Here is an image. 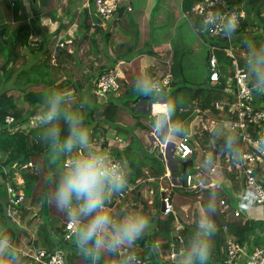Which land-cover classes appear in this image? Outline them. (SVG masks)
<instances>
[{
	"label": "crops",
	"instance_id": "0c3cea01",
	"mask_svg": "<svg viewBox=\"0 0 264 264\" xmlns=\"http://www.w3.org/2000/svg\"><path fill=\"white\" fill-rule=\"evenodd\" d=\"M159 1L160 0H123V7L118 9V17H112L108 19V23L102 24L106 33L104 36L106 40L104 43L105 49L104 52H102L104 55L101 57L99 52L97 54L92 53L90 54V58L93 59L94 65H88L91 67L89 69L88 67H86L87 69L83 68L82 65L78 68L86 74V83L84 87L88 88L89 74L91 72L90 69L94 70L102 66L98 63V61L100 58H105V64L107 66L104 65L103 69H98V71L113 70L117 75V81L119 84L118 89L113 92L114 97L117 98L112 97V99L120 101L123 100L124 96L132 95V98H127L129 100H136L134 104H130V115H133L134 117V113L140 112L136 107L142 105L146 108V111L141 112H148L151 115V119L155 120V122L151 124L150 118L148 116L145 117L144 114H139L138 118H135V120L132 117V120L135 121L134 125L140 130L141 128L136 124L138 119V121L150 126V131L153 129L152 134H150L151 137H154V141L151 146L157 151L156 153H154L153 150L149 151H152L156 157L161 159L160 161L162 163V167L164 168L163 172L158 178H155L149 174V167L145 166L143 168V177L139 178L136 183L128 181L133 185V189L129 195L130 197L122 202L119 201L120 203L110 205V211L115 215L117 210L116 205L119 204L121 209L129 207L141 208L150 217L151 226L146 231V234L150 237L152 235V220H155L158 216L161 217L164 215L161 213L162 188L164 186L170 187L173 192V214L178 215L174 222V230L171 232V234L176 237L179 234L178 231L184 224H194V228H196L195 221L201 214H203L206 203L209 200H215L217 201L218 210L216 214L211 216V219L216 228L221 227L219 232L221 236L223 234V240L222 242H219V240L216 242L214 236L212 256L219 260L224 259L228 242L236 241V236L227 230L228 226L226 222L228 220L243 217L244 219L263 221V223L257 225L256 228L247 235V240L242 244V252L237 261L235 263L226 262L227 264H243L246 257L254 247L264 244V205L251 203L243 188V165L240 163L239 155L241 151L244 150L245 143L242 140V136L237 135L238 132L236 133V131L230 130L228 127L230 117L229 113L233 96L231 99H217L213 102V107L211 106V102L209 106L205 108H201L199 106L200 102L198 103V101L193 100L190 102L189 106L179 108V113L189 111V116L184 122L174 124V122H171V120L168 119V123L163 125L162 118L157 117V113L163 112L159 108L160 103H168L164 98H161V95L165 93L154 92L155 94L153 96H149L141 95L134 91L135 81L149 83L151 76L163 74L169 69L172 74L171 83L176 85H187L184 83V78L187 77L196 83H200L198 85H191L196 87L200 86L206 80H208L211 85L218 83V81H212L208 78V61L206 56L210 55V41L205 39L204 35H202L203 29L201 30L199 28L194 17L197 14L190 11L189 13L187 11H183L181 2L177 6H168L169 0H166L167 8L165 13H160L161 5L159 4ZM243 3L247 10L246 17L243 21H246L248 25L247 28H242L243 30L240 29L239 31L237 30L230 38L228 37V41L230 42L228 50L236 55L238 61L240 59L242 63L246 64L248 53L245 51V48L241 46L246 42L241 37L244 33L248 32V30H253L251 33L262 35L264 38V19L259 21L255 15L253 6L249 3V0H243ZM126 6H129V9L126 8ZM164 14H166L165 19H163ZM155 16L158 18L159 23L154 26L152 22L155 20ZM159 17H161L162 21L159 20ZM163 23H168L171 26L172 31L170 36L162 38L161 34L163 30L159 25ZM174 26L177 28H181L182 26L185 31V35L180 37ZM158 28H160V30ZM63 35L67 36L66 34ZM188 35L191 37H188ZM72 36H74V34H72ZM186 43L190 44L188 51L184 49L183 44ZM245 46L247 47V44ZM80 50L81 49L78 50V54H80ZM198 55L206 62L207 74L204 79L198 77V80H196L193 74H185V70L183 66H181V61L188 60L187 63L189 60L190 62L200 61L198 60ZM39 56L40 55L33 54L32 58L38 59ZM98 58L99 60H97ZM176 59H178V62ZM73 62H71L72 65H74ZM62 76L64 77V75ZM0 86H3L2 82L0 83ZM16 91L17 90H13V94H15ZM224 91L226 94H233L228 87V79L226 86L224 87ZM109 96H111V94ZM152 104L155 105V108L151 107ZM259 104L263 105L262 103ZM121 105L122 107H127V104ZM23 106H25V104ZM126 109L129 108L127 107ZM30 116L39 117L36 114H32ZM6 118L5 123H7ZM116 118H118V114L116 115ZM116 118L114 120H116ZM39 119L41 118L39 117ZM100 122L102 123L104 129L94 133L95 137L101 135V132H103L109 138L112 136V133H118L128 138L123 133H125V131H129V128L132 129L131 126H129V128L126 127L128 124L120 123L118 121L122 126V131L120 130V132H118L116 130L118 127L114 121ZM136 127L134 129H136ZM88 128L90 132L91 127ZM177 128H179L180 131L175 133V129ZM183 135H189L194 140L195 149L191 158L193 160L195 158L199 160L198 163H194L193 161L191 166L185 169L187 175L189 174L191 177L190 183H187L185 177H180L177 166L173 163L175 160L173 154L175 156V143L177 140L173 141L171 138L174 137L175 139H179ZM232 139H240V141L238 140L239 146L237 145V147L240 148V152L238 154L236 153L234 157L230 153V148L225 149L226 142H229ZM168 143H173V150L169 151ZM126 146L119 149L120 159H126L123 152V150L126 149ZM47 156L56 167L60 166L57 162H54L52 157H49V154H47ZM16 163L17 161H13L0 167L7 178L4 182L5 190L6 184L9 182L8 177H12L15 172L13 166ZM176 163L179 165L178 162ZM179 163L181 164L180 161ZM192 167L195 169L194 174L190 172ZM211 167H214L213 171L211 170ZM6 169L9 170V172H7ZM256 173L264 184V163L258 162ZM18 176L21 178L20 174H18ZM161 178L164 182H161ZM158 179L160 180L158 181ZM166 181H169V183H166ZM157 184L159 186L160 195L154 194ZM25 197L26 199L23 201V205L26 204L28 198L30 200V196L25 195ZM221 199L226 200L228 205L227 209H224V207L220 204ZM158 205L160 206L159 214H157ZM13 207L14 206L9 204L6 205L5 213L8 216V214L12 212V217H10V219L13 220L15 218V221H18L19 224L20 210L18 209L17 212H15ZM190 209H192L191 213L189 211ZM234 212H237L238 215H235ZM224 225H226V227H224ZM17 226L19 227V225ZM4 228L5 226L0 224V233ZM21 234H19L20 236H18V240L26 237ZM215 234L216 236L218 235L217 229ZM29 240L30 239L28 238L27 241H24V245L20 246L24 248L34 247ZM66 241L68 242L64 245L66 252H68L66 249L67 246H71L72 248H77V254L82 253L80 248L69 243L68 240ZM159 242L161 241L157 240L153 242L151 238H148L142 247L139 240L133 247L134 249L142 252L141 254H143L147 259V263L163 264L164 261H168L169 264H176L179 259L180 249L183 246H180L173 238L169 241V249L161 252L159 250L160 254L158 255L157 248H159ZM17 246L19 247V245ZM171 252H175L176 257L171 258ZM23 262L21 264H23ZM92 263L93 262L91 261V264ZM65 264H68L67 255ZM96 264H98L97 261Z\"/></svg>",
	"mask_w": 264,
	"mask_h": 264
},
{
	"label": "trees",
	"instance_id": "16d2710c",
	"mask_svg": "<svg viewBox=\"0 0 264 264\" xmlns=\"http://www.w3.org/2000/svg\"><path fill=\"white\" fill-rule=\"evenodd\" d=\"M200 0H182L181 7L183 11L191 12L192 6ZM251 6H253L255 15L260 20L264 19V0H249ZM48 0H41V5H37L34 1H31V11L32 15H28L25 12L23 13L24 8L19 3L18 0H15V4L11 6V1L9 0H0V52H3L6 56L4 63L0 67L1 72H4L6 75L3 80V86H0V167L6 164H9L13 161H28L31 160L33 166L27 167L25 169H20L18 172L23 180L22 190L26 196H30L31 202H34L37 198L36 194L39 191L40 185L46 176L48 178L46 188L41 191L40 194L49 195L55 186L56 179L58 178V168L56 167L48 158L46 154V146L38 140V132L40 131L39 125H34L28 129H16L8 130L5 126V118L7 115H10L12 118L18 119L23 118L27 114H36L41 118L42 114V105L43 97L46 93L54 89H67L72 91L77 97V103L80 99L87 98L88 105L84 109L85 119L88 127H91L90 137L99 130H103V125L100 121L108 122L114 121L118 127V130L122 131V126L118 122L116 115L119 109L122 107L121 104H127V107L130 109L129 102H135V99L132 100H123L117 101L112 98L107 100V103L99 102L97 96L93 94L92 96L88 92V88L84 87L86 83V74H83L78 68L80 65L85 64L84 58H87L89 61L87 65H94L93 59L90 58V50L88 45L84 47L82 53L78 54L80 44L88 39L87 32L91 27L99 29L102 34L105 36V31L103 32L100 19L90 15L87 12V8H82L81 17L82 20L80 24L82 25L83 33L80 35H74L73 40L70 43L65 42L66 36L58 42H56L55 47L52 45L47 47L49 40V30L42 23L40 8L45 9V6H48ZM67 5L66 3H64ZM92 4V0H91ZM5 8H3V7ZM68 6V5H67ZM22 9V13H18V9ZM6 10L9 12L6 13ZM51 13L54 8L49 7L46 9ZM19 15H18V14ZM67 14L69 15V23H72L74 20V14L71 13L70 9L67 8ZM15 17L17 20H13ZM53 18V17H52ZM60 19V26L67 27V24ZM54 20V18H53ZM92 21L94 22L92 24ZM12 22V24H10ZM241 27L247 28V22L242 21ZM243 30V29H242ZM241 30V31H242ZM253 30H248L241 37L245 40V44L241 46L245 48V51L248 53V48L245 46L249 42L255 43L257 47L264 45V38L262 35L251 33ZM30 33L40 35L39 37V46L32 47L28 43V36ZM54 35H59L58 30L54 31ZM72 35V34H71ZM212 38L209 47L210 54H213L216 57L217 64L220 71V76L218 83L210 84L206 80L204 85L189 86L183 84H173L170 83L169 88L164 91L161 98H164L168 103L175 102L176 111L175 114L170 118L171 122L174 124H179L184 122L189 116V111L179 113V108L183 106H189L190 102L193 100L200 102L199 106L205 108L209 106H214V103L217 99L223 100L224 98L231 99L233 94L224 93V87L226 86L227 79L231 76V65L233 62V56L229 53L228 48L230 42L226 36H217L210 37ZM20 47L26 48L25 55L21 54ZM28 48V50H27ZM38 50L41 52V55L38 59L32 58V55L35 51ZM55 50V51H54ZM27 52V55H26ZM18 55L23 56L22 66L17 67V69L7 70L5 67L7 62L16 60ZM83 57H82V56ZM234 55V54H233ZM52 57L55 59V63L51 62ZM74 61V62H73ZM178 62V59H176ZM239 63L242 66L246 64L242 63L239 59ZM73 62L74 69L80 71L81 75L84 76V79L76 78L71 76L66 72L65 77L60 79L63 74H59V70L64 69L69 71L67 68ZM72 65V64H71ZM60 66V67H59ZM67 68V69H66ZM58 72H55V70ZM246 69V66H245ZM12 71L17 74H14V79L11 82V85L6 84L10 79H12ZM61 73V72H60ZM61 75V76H59ZM12 86H19L20 92L15 95L9 88ZM86 88V89H85ZM167 92V93H166ZM21 97L22 103H18L17 96ZM93 97V98H91ZM159 97V96H158ZM156 97V98H158ZM96 99V100H95ZM98 101V102H97ZM26 105L23 106V105ZM100 105V106H98ZM101 108L102 112L99 115V118L95 117V109ZM133 114V113H132ZM134 117L137 118V115L134 113ZM24 117L23 119H26ZM116 118V120H114ZM155 122L154 119H151V124ZM137 126L141 128V131H150V126L142 123L141 121H136ZM238 136H241L239 131ZM136 135L131 136L126 149L123 150L124 157L129 162V170L127 181L136 183L137 180L144 176L143 168L148 166V172L151 176L158 178L162 172L163 167L160 159L156 157L152 151H148L142 145V141ZM179 140V139H176ZM240 141V139H238ZM237 139H232L230 153L234 155L240 152L239 141ZM121 155V154H120ZM232 157V158H233ZM187 172H184L182 177H185ZM0 176L3 180H6L4 173H0ZM5 182V181H4ZM115 195V194H114ZM130 196L123 198L122 201L127 200ZM134 197V196H133ZM6 190L3 186V181L0 180V224L4 225L5 228L2 230V234H5L17 245L18 236L25 235L30 239V243L36 248L44 247L47 250H51L54 247L62 246L68 243L62 238L65 221L69 219L66 214L60 213L56 208L51 204L50 208L53 207L54 210L50 211L48 215L41 219L40 221L34 218V221H31L32 210L23 204H18L17 208L20 210V223L19 227L10 219V216L6 215L5 207L8 205ZM120 201V202H122ZM111 200L110 205L120 203ZM120 205V204H119ZM119 205H116L115 215L121 214L122 210ZM157 213V211H156ZM34 214V213H33ZM159 214V210L158 213ZM178 215L169 213L162 215L161 217H156L152 225V235L148 237L145 233L140 239L141 247L145 244L148 238H151L153 242L160 240L159 248H157L158 255L160 251L169 249V241L175 239L180 246H184L187 239L191 236L195 230L194 224H184L183 227L178 231V236H174L171 232L174 230V222ZM63 219V221H62ZM263 221L254 220V219H244L243 217H238L235 219L228 220L226 222L228 228L227 230L230 233H233L236 236V241L240 244H243L247 240V235L251 233L257 225H260ZM221 227H217V236L215 239L216 242H222L223 234L221 236L219 230ZM67 252V261L68 264H81L77 260L79 254L76 252L77 248H72L71 246L66 248ZM142 255L140 251H138ZM83 254V253H82ZM85 256V255H84ZM143 256V255H142ZM120 258L118 253H104L101 255L98 264H109L111 261ZM24 261V257L21 255V262ZM91 258L85 256V264H91ZM153 264V263H147ZM210 264H227L224 259L219 260L211 255Z\"/></svg>",
	"mask_w": 264,
	"mask_h": 264
},
{
	"label": "clouds",
	"instance_id": "9594fccd",
	"mask_svg": "<svg viewBox=\"0 0 264 264\" xmlns=\"http://www.w3.org/2000/svg\"><path fill=\"white\" fill-rule=\"evenodd\" d=\"M191 12L195 13L193 8ZM218 22L223 33L219 36L230 38L236 31L234 17L214 16L206 21L212 26ZM206 35L212 37L207 32ZM247 48L246 71L252 90L257 95H264V45L257 47L249 42ZM134 91L141 95L155 94L153 86L143 81L134 82ZM87 105V98L77 103L75 94L67 89L46 93L38 140L60 165L55 186L49 193V203L77 225L76 242L82 253L96 264L104 253H118L122 248L133 247L151 225L149 215L141 208L129 207L119 215L110 211L112 196L127 186L129 162L116 159L110 150L91 139L84 111ZM175 111V102L167 103L157 117H161L162 124L166 125ZM231 146V141L226 142L225 149ZM217 210V201L206 203L203 214L195 221V230L180 249L176 264H210L216 232L211 216ZM20 261L18 246L9 236L0 233V264H20Z\"/></svg>",
	"mask_w": 264,
	"mask_h": 264
},
{
	"label": "built area",
	"instance_id": "2783aa9c",
	"mask_svg": "<svg viewBox=\"0 0 264 264\" xmlns=\"http://www.w3.org/2000/svg\"><path fill=\"white\" fill-rule=\"evenodd\" d=\"M11 6L13 5L12 0ZM83 8H87V12L100 19V23L109 21L112 17H118V9L123 7V0H84ZM222 7L224 10H219ZM129 9V6H126ZM197 13L204 25V29L208 35L215 37L223 35L220 23L215 26L209 25L206 21L214 16L219 17H234L237 21L236 31L240 28L241 22L246 17L247 10L243 0H200L192 7ZM94 22L92 21V24ZM103 24V23H102ZM65 42H70L64 40ZM28 43L32 47L39 46V37L36 34L30 33ZM233 55L232 52L229 51ZM54 63V58L52 59ZM220 76L219 67L216 57L210 54L208 57V78L212 81H218ZM249 76L235 55H233L232 74L228 78V87L233 93V101L231 102L229 113V129L239 131L242 140L245 143V148L239 155L240 163L243 165L244 185L243 188L248 195L249 201L253 204L264 205V184L256 173L258 162L264 163V95H257L251 86ZM172 74L170 69L163 74L153 75L148 84L154 88V92H164L169 88ZM119 87L117 75L113 70H105L99 72L93 82V89L98 98H102L108 94L115 92ZM262 103L263 105H260ZM160 103V109L164 111V105ZM155 108V105H151ZM12 117H7L6 120H11ZM36 120V116L27 118L18 128H28L31 121ZM92 140L106 150H110L116 159L119 157V149L128 145L129 139L124 135L112 133L109 138L105 133L97 137H92ZM194 140L189 135H183L175 143V156L178 162L188 157H191L195 149ZM66 163V160L64 161ZM33 166L32 161L29 166ZM214 170V167H211ZM10 176V175H9ZM191 177L186 176L187 183H190ZM6 184L7 201L9 205L14 206L17 212L18 204H22L26 199L25 194L17 182L12 177H8ZM133 185L127 182L126 188L112 196L111 200L116 202L122 201L130 195ZM162 210L161 213L166 215L174 212L173 192L170 187L164 186L161 193ZM220 204L224 209L228 208L225 199L220 200ZM17 208V209H16ZM12 213V212H11ZM8 215L12 217V214ZM238 215L237 212H234ZM226 227V225H224ZM77 231V225L70 219L65 221V228L62 235L64 240L70 239ZM32 247V246H31ZM18 251L24 257L23 264H65L67 252L62 246L54 247L51 250L45 248H24L18 247ZM139 250L131 248H122L119 251L120 258L111 261L109 264H147V259L144 255L138 253ZM242 252V244L233 241L228 242L226 247L225 262L235 263ZM170 257H175V252L170 253ZM93 264V263H92ZM243 264H264V244L254 247L246 257Z\"/></svg>",
	"mask_w": 264,
	"mask_h": 264
},
{
	"label": "rangeland",
	"instance_id": "374dc122",
	"mask_svg": "<svg viewBox=\"0 0 264 264\" xmlns=\"http://www.w3.org/2000/svg\"><path fill=\"white\" fill-rule=\"evenodd\" d=\"M19 1V3L22 5V7L24 8V10H23V13L25 12L26 14H28L29 16L30 15H32V7H31V1H34L37 5H41V0H18ZM12 2H13V5L15 4V0H12ZM48 2H49V4H48V6H45L44 8L45 9H43V8H41L40 6H39V10H40V15H41V20H42V23L46 26V28L49 30V40H48V45H47V47H49V46H53V47H55V43L56 42H58V40H60V39H62L63 38V34H66L67 36H66V40H68V41H72L73 40V37H72V35L71 34H74V35H80L81 36V34L84 32L83 31V29H82V25L80 24V21L82 20V17H81V11H82V8H83V6H84V4H85V1L84 0H48ZM182 3V0H169L168 1V6H170V5H172V6H177L179 3ZM64 3H66L67 5H65ZM159 4L161 5L160 6V13H165V11H166V0H160L159 1ZM12 5V6H13ZM3 7V6H2ZM49 7H52V8H54V10L51 12V13H49L46 9L47 8H49ZM4 8V7H3ZM67 8L68 9H70V11H71V13H73L74 14V20H73V22L72 23H69L68 21H69V15L67 14ZM5 9V8H4ZM6 13L8 14L9 12L6 10ZM18 13L20 14V13H22V9L20 8V9H18ZM17 13V14H18ZM18 14V15H19ZM54 18V20H53V18ZM12 18H13V20H17L15 17H13V15H12ZM59 18H61L62 20H63V22L64 23H66L67 24V27H65V26H60V19ZM166 18V14H164L163 15V19H165ZM159 20L160 21H162L161 20V17H159ZM102 23H108L107 21L106 22H102ZM102 23H101V25H102ZM153 23V25L155 26V25H157L158 23H159V21H158V18L155 16V20L152 22ZM10 24H12V22H10ZM160 27H161V29L163 30V32H162V34H161V37L163 38V37H168V36H170V34H171V31H172V28H171V26L168 24V23H163V24H160L159 25ZM175 27V29H176V31H177V33H178V35L181 37V36H183V35H185V31H184V29L182 28V26H181V28H177L176 26H174ZM155 28V27H154ZM159 30H160V28H158ZM55 30H58V33H59V35H54V31ZM102 30H103V32L105 31V29H104V27H103V25H102ZM83 31V32H82ZM87 34H88V39H86L85 41H83V43H81L80 44V47H79V49H81L80 50V53H82V48H86V46L88 45V48H89V50L91 51L90 53L92 54H97L98 52L100 53V55H101V57L104 55L102 52H104V49H105V46H104V43H105V38H104V35L102 34V32L99 30V29H95L94 27H91L90 28V30L87 32ZM63 35V36H62ZM202 35H204V38L205 39H207L208 41H211V39L212 38H210L209 36H207L206 35V32L203 30V32H202ZM39 37H40V35H39ZM60 37V38H59ZM188 37H191V36H189L188 35ZM184 45V49L186 50V51H188L189 50V48H190V44L189 43H186V44H183ZM26 48H24V47H20V51H21V54H24L25 55V50ZM27 50H28V48H27ZM55 51V50H54ZM35 55H41V52L40 51H38V50H36L35 51V53H34ZM26 55H27V52H26ZM82 56V55H81ZM97 56V55H96ZM22 57L23 56H21V55H18L17 57H16V60H13L12 59V61H10V62H7V65H6V69L7 70H15V69H17V67H19V66H22V61H21V59H22ZM40 57V56H39ZM83 57V56H82ZM197 57H199V59L198 60H200V61H197V62H190V60H189V62L187 63V61L188 60H185V61H181V66H183V68H184V70H185V74L186 75H189V74H193L194 76H195V78H196V80H198V77L199 78H202V79H204L205 78V76H206V74H207V67H206V62L202 59V57L201 56H197ZM5 58H6V56H5V54L3 53V52H0V67L2 66V64L4 63V61H5ZM41 58V57H40ZM54 57H52V59H53ZM52 59H51V62H52ZM92 59V58H91ZM55 60V59H54ZM84 60H85V64H82V67L83 68H86V67H88V69L89 68H91L90 66H88L87 65V62L89 61L87 58H84ZM97 60H99V58L97 59ZM53 63V62H52ZM55 63V62H54ZM98 63L100 64V65H102V66H100V67H98L97 69H94V70H92V69H90L91 70V72H90V74H89V87H90V90H89V88H88V92L90 93V95L92 96L93 94H95L96 95V93L94 92V89H93V84H92V82H93V79H94V77L96 76V74L100 71V70H102L103 69V67H104V65L105 66H107L106 64H105V58H100V60L98 61ZM183 64V65H182ZM70 66H68L67 68L69 69V71H66V70H64V69H61V70H59V74H63L64 75V77H65V75H66V72H68L71 76H73V77H76V78H80V79H84V76L83 75H80V71H78L77 69H74V67H73V65H71V64H69ZM60 67V66H59ZM66 68V69H67ZM87 69V68H86ZM98 69H100L99 71H98ZM55 70V72H58V71H56V69H54ZM98 71V72H97ZM231 71H232V65H231ZM61 72V73H60ZM84 73V72H83ZM14 74H17V73H15L14 71H12V79H10L8 82H6V84H8V85H10L11 84V82H12V80L14 79ZM85 74V73H84ZM5 73L4 72H1V69H0V83L2 82L3 83V80H4V77H5ZM185 75V76H186ZM59 76H61V75H59ZM187 77V76H186ZM63 78V76H61L60 77V79H62ZM184 83H186L187 85L189 84V86H191V85H198V84H200V83H196V82H194L193 80H191V79H188V77L187 78H184ZM201 85H204V83H202ZM12 88V89H11ZM20 87L19 86H15V87H10L9 88V90L12 92V93H14L13 92V90H17L16 92H15V94L17 93V92H19L20 91ZM110 95V94H109ZM109 95H107L106 97H102L101 99H98V97H97V99L98 100H101V101H99V102H104V103H107V100L109 99V98H112V97H114V93H111V96H109ZM97 96V95H96ZM109 97V98H108ZM91 98H93V97H91ZM105 98V99H104ZM114 98H117V97H114ZM127 98H132V95H127V96H124V98H123V101H122V103H124V100L125 99H127ZM17 99H18V103L19 104H21L22 103V101H21V97H20V95L19 96H17ZM94 99V98H93ZM96 100V99H95ZM130 100H132V99H130ZM98 102V101H97ZM136 102V101H135ZM135 102H130V103H135ZM145 102V101H144ZM98 106H100V105H98ZM25 107H26V105H25ZM125 108V109H124ZM127 107H121L120 109H119V111L117 112V114H118V121L120 122V123H124V124H128V125H126V127H128L129 128V126H131L132 127V129H130L129 128V131H125V133H123V134H125L128 138L127 139H129V140H131V136L132 135H136L140 140V142L142 141V145L145 147V149H147L148 151L149 150H153L154 151V153H156V151L157 150H155V148H153L152 146H151V144L153 143V141H154V137H151V135L150 134H152V132H153V129H152V131H149V132H147V131H145V130H143V131H141L138 127H136L134 124H135V117H133V115H130V113H131V111H130V109H126ZM137 109H139V111L140 112H136L135 114L137 115V118H138V115L139 114H144L145 115V117H149L150 118V122H151V115L148 113V115H147V113H142V112H145L146 111V108H144L142 105H140L139 107H136ZM142 111V112H141ZM102 112V109L101 108H97V109H95V117L94 118H97L99 115H100V113ZM28 116H30V114H27L26 116H24V117H28ZM7 117H10V115L9 116H7ZM23 117V118H24ZM132 117H133V119L134 120H132ZM23 118H18V119H15V118H12L11 120H8L7 121V123H5V126L7 127V129L8 130H16L17 129V126H21L22 125V123L24 122V120H21V119H23ZM20 120V121H19ZM40 120L41 119H39V117H36V120H34V121H31L29 124H28V128L29 127H32V126H34V125H39V123H40ZM139 120V119H138ZM136 127V129H134ZM27 128V129H28ZM18 129H24V128H18ZM118 132H120V130H118V128L116 129ZM175 133H177V129H175ZM95 137V134H93V138ZM173 141H175L176 139L173 137V138H171ZM168 149H169V151L170 150H173V143H168ZM46 153L47 154H49L48 153V150L46 151ZM153 153V154H154ZM173 154V153H172ZM155 155V154H154ZM158 155V154H157ZM177 156V155H176ZM176 156H174V154H173V157H174V161H173V163L177 166V169H178V173H179V175H180V177L182 178V176H183V174H184V172H185V169H183V167H182V165L177 161V157ZM49 157H51V156H49ZM159 158V157H158ZM160 159V158H159ZM192 162L191 163H193V161H194V163H198L199 162V160L198 159H192V158H189ZM161 160V159H160ZM29 162H31V160H28V161H17V163L13 166V169H15V172L13 173V176H12V178H13V180L14 181H16L19 185H23V180H22V178H20L19 176H18V174H19V170L20 169H25V168H27L28 166H29ZM176 162H178V164L179 165H177V163ZM57 164H59L58 162H57ZM191 165H188V166H186V167H190ZM185 167V168H186ZM174 169V168H173ZM189 169V168H188ZM6 171L7 172H9V170H7L6 169ZM190 172L191 173H195V169L192 167L191 169H190ZM0 173H3V171H2V168L0 169ZM162 179V178H161ZM0 180L1 181H3V186H5L4 184V181L5 180H3L2 179V177L0 176ZM160 179H158V181H159ZM47 181H48V178L45 176L44 177V179H43V181H42V183H41V185H40V188H39V191H37V194H36V196H37V198L38 199H36L34 202H31V201H29V198L27 199V201H26V204H24L25 206H27L28 208H30L31 210H32V212H30L33 216H32V218H31V221H34L33 219L34 218H36V219H38L39 221L41 220V219H44L47 215H48V213L50 212V211H52V210H54V208L53 207H51L50 208V203H49V195H44V194H40L41 193V191H43L45 188H46V185H47ZM161 182H164V180L162 179L161 180ZM166 183H169V181H166ZM154 194L155 195H160V190H159V186H158V184H157V186H156V189L154 190ZM158 210H160V206L158 205ZM191 210L192 209H190L189 211H190V213H191ZM34 213V214H33ZM14 220V223L16 224V225H19L18 224V221H15V218L13 219ZM20 220V219H19ZM62 221H63V219H62ZM27 239H28V236H26L25 238L23 237L21 240H18V244L17 245H19V247H20V245H24L23 243H24V241H27ZM68 241H69V243H71V244H73V245H76L78 248H80V246L77 244V242H76V238H75V235H73L70 239H68ZM161 252V251H160ZM164 253V252H163ZM176 255V254H175ZM176 257V256H175ZM77 260L78 261H80L81 262V264H85V256H84V254H79V256L77 257ZM170 260V259H169ZM173 260V259H172ZM164 263H166V264H169V262L168 261H164ZM163 263V264H164Z\"/></svg>",
	"mask_w": 264,
	"mask_h": 264
},
{
	"label": "water",
	"instance_id": "95a60500",
	"mask_svg": "<svg viewBox=\"0 0 264 264\" xmlns=\"http://www.w3.org/2000/svg\"><path fill=\"white\" fill-rule=\"evenodd\" d=\"M219 10H222L223 11L224 9L222 7H220ZM194 17H195V19L197 21V24H198L199 28L202 30L204 27H203V23H202L201 19L199 18L198 15H195ZM0 33H1V30H0ZM206 58H208V55L206 56ZM191 162L192 161L189 158L183 160L181 162L183 169H186L187 168L186 166L191 165ZM161 208H163V207L161 206Z\"/></svg>",
	"mask_w": 264,
	"mask_h": 264
}]
</instances>
